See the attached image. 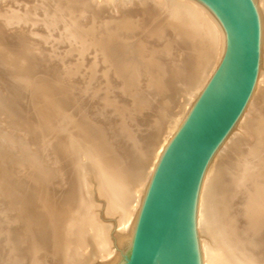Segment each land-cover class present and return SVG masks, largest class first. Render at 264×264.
<instances>
[{
  "label": "bare ground",
  "instance_id": "6f19581e",
  "mask_svg": "<svg viewBox=\"0 0 264 264\" xmlns=\"http://www.w3.org/2000/svg\"><path fill=\"white\" fill-rule=\"evenodd\" d=\"M21 1L23 2V0H21ZM7 2H10V0H8ZM13 2H14V0H13ZM254 2H255L257 11H258V15H259V19H260V25H261L260 70H259V74H258V78H257V83L255 85V89L253 91L251 99L249 100V103L247 104L243 114L241 115V117H240L239 121L237 122V124L235 125V127L232 129V131L227 136L225 141L219 147V149L216 152L215 156L213 157L209 167L207 168V171H206L205 176L203 178V182H202L201 190H200V194H199L198 208H197V231H198L199 247H200L202 264H264V180H258L262 176L261 174L264 175V168H263L264 161H263V158L260 157L262 154L261 152H262L263 147H264V140L261 139V137H259L261 135V133L263 134V132H264V130L261 129L262 127H264L262 125V120L264 119V114H263V110H264V0H254ZM59 3H64L66 5L69 4V6L72 5L71 8H73L74 11L75 10L77 11L79 8H82L93 19L100 18L99 14L102 13L103 11H109L110 16L104 20V22L108 25V27L105 29L99 28V30L101 31L100 33L102 35H105V36L107 34H109V32L113 34L112 41L110 40V42H108V43H111V45H113V46H111V45H109V46H111V48H113L112 51H114V52L117 51V49H116L117 47L115 46L116 42L120 43V41H122V42L126 43V45H128V43H127V42H129L128 40L129 39L133 40L132 41L133 47L130 50V52H128L131 55H130V57L127 58V59H130L128 61L129 65L130 64L139 65L141 62H144L145 59H157V61L160 62L159 60L163 59L162 58L163 55L160 56L161 55L160 54V55H156L153 57L150 55L151 52H149V50H150L149 48L152 47L153 44L157 43V41H158L157 38H160V36H164L166 38L168 37V39H169L168 44L167 45L162 44V45L167 47V51H168L167 54H169L171 52V54L173 53V57H174L170 61V63H168L164 66L165 68L162 67L163 69L160 68L159 70H157V68L155 66V63H157V61L154 62L153 63L154 68H156V70L153 69L152 71L149 72L150 76L152 78L156 79V81H157V78L159 80L160 77H164V78L166 77L168 80V77L170 76V80L166 81V83H159L158 82L156 84L157 85L161 84V88L163 87L162 88L163 90L160 89L159 87H158L159 89L157 88V90H159L160 93L162 92L164 94V98L160 101L161 102L160 104L163 103L161 106L164 105L166 108L167 107L170 108V106L173 107V110H171L172 112L171 111H168V112H171L170 116L173 118L174 122L171 120L172 121V124L170 123L171 126L170 127L167 126L166 129L164 128L165 126H163L162 128L165 131L155 133L156 134L155 137H157V138H155V140L153 139V137H154L153 134L150 135V132H148L149 135L152 137V140H154L152 147L149 145V147L151 149H150V151H147V152H149L148 154H146L145 152H142L141 151L142 147L138 146L141 139L139 140V138H137V134L136 135L132 134V133H134V131L131 132V129L133 128V126L128 127L129 125H127L128 128H131L130 130L127 131V132H129V131L131 132L129 135V139L134 140L135 143L132 141H131V143L136 144V147L132 146L133 148H137V149H134V153L138 151L136 156L134 158H131L132 160H130V163L132 165L136 166V168H134V167L133 168L137 169L134 174L132 172H130V174H129V172L126 173V171H124L123 169H120V171H119V169L116 170L115 168H113V166L110 168H111V170H114L115 173L111 171L113 173L112 174L110 172V170L107 171L105 169L106 166L104 165V167H103V165L100 162V160H102L101 156H100L101 159H99L98 158L99 156H96L97 154L95 155L96 152H94V151H96V149L93 147L94 146L96 147V145L91 146V145L87 144L90 146V149L89 148L86 149L87 146L85 147L86 144L84 143L85 142L84 140L87 139L88 141H90L93 138L92 137H91V139L89 138L90 140L88 138L84 139V137H82V136H84V133H83V135H81V132L84 130L85 133L87 132L88 134H90L92 131L91 132L88 131V129H86L87 127L81 123H75L76 124V126H75V124H72L73 121H72V123L69 121L70 124L64 123L62 125V127L64 128V131L66 132L65 134H66L67 145L68 146L70 145L66 158L70 159L72 161L71 165L73 167L70 166L71 169L73 168V171H72L73 172V174H72L73 175L72 187L74 184V187H73L74 193L69 188V190L72 191V194L70 193L67 196H65L68 192H66V194L64 193L65 195L63 194L64 195L63 197H65V198H63V201L64 200L68 201V200H72L73 198H75V199H77V205L76 206L77 207L80 206L81 209L78 213L75 210V212L77 214H79L78 216H76L78 218V220L74 217V215H77V214L73 215V218H75L78 222V229L75 230L74 233L70 232V233L64 234L62 232L63 229H62V231L61 230L58 231L59 233L62 232V234H64V237L62 238L63 240L60 238L62 242L59 243L58 246L55 245V247L57 246L56 250L57 249L61 250V252H60L61 254L57 255L59 258L58 260L61 261V264H119V262L123 256V253H124V251L128 245V242L132 236V233H133V230H134L135 225L137 223V220L139 218V214H140L143 202L145 200L149 185L151 183L152 177L155 173V170H156V168H157L168 144L170 143L171 139L174 137L176 132L179 130V128L181 127V125L185 121V119L188 116L190 110L192 109L194 103L196 102L197 98L199 97V95L203 91V89H204L205 85L207 84L210 76L212 75L216 65L218 64L221 56L224 53L225 32H224L222 26L220 25V23L214 17V15L204 5H202L200 2H198L196 0H62ZM59 3H58V0L55 1V3H54L55 8H56V5L59 6ZM4 4H5V2H4ZM0 5H1V3H0ZM131 5H136L137 7L135 8V10L142 12V14H145L148 11H152L153 19H149V20H147V22H143L142 19L140 18V16H141L140 14L136 15V14H133L134 10H131V9L127 10V8H129ZM17 7H19V6H17ZM18 9H21V8H18ZM82 9H80V10H82ZM79 12H81V11H79ZM34 13H36V12H33V15H34ZM39 13H36V17L34 19H36V18L38 19V17H41V15ZM17 14H19V13L17 12ZM10 15H13V12ZM25 15L27 16L28 14H25ZM26 16H25V18H26ZM58 16H60V15H58ZM76 16H78V15L76 14ZM79 16L77 18H79ZM4 17L5 16H3V18ZM22 17H24L23 14H22ZM7 18L8 17H6V19ZM16 18L17 17L12 16L7 20L9 23L13 24L15 22ZM27 18H28V16H27ZM32 18H31V20H32ZM34 19H33V21H34ZM3 20H5V19H3ZM25 20H22V21L24 22ZM20 21H21V19H20ZM26 21H28V19ZM33 21H31V22H33ZM37 21L35 20L34 22H36V24H39V23H37ZM6 23H7V21H6ZM81 23H82L81 18L76 19L77 25H80ZM24 24H25V22H24ZM28 24H30L29 21H28ZM7 25H8V23H7ZM30 25L27 28V31L31 27ZM14 26H12V28H14ZM35 27L37 28L36 25H35ZM5 28H8V27H5ZM24 29H25V27H24ZM33 29H34V26H33ZM145 29H147L148 31L146 32ZM2 30H4V29L1 28V31ZM16 31H19V30H16ZM143 31H145L146 33L143 34ZM28 32H27V34H28ZM32 32H34V31H31V33ZM8 33L10 34L9 31H8ZM13 33H15V32H13ZM19 35H18V37H19ZM31 35L30 36L26 35L27 36L26 38H28L27 41L33 40L31 38L29 39V37H31ZM2 36L4 37V35H2ZM21 36L23 37V35H21ZM6 37H5V39H6ZM11 37L12 36H10V38ZM15 37L17 38V36H15ZM35 37H34V39H35ZM26 38H24V39H26ZM41 39L42 38H40V41L43 42V40H41ZM21 40H23V39H21ZM70 40H72V39H70ZM3 41H0V43ZM165 42H166V40H165ZM35 43L37 44V42H35ZM119 43H117V44H119ZM162 43H163V41H162ZM4 44H5V42H4ZM40 44H41V42H40ZM104 45H106V44H104ZM120 46H122V45H120ZM153 46H155V45H153ZM1 47H0V49H1ZM0 52L2 53V51H0ZM1 53H0V55H2L4 57V54L3 53L1 54ZM135 54L137 56L133 57L132 55H135ZM184 54L186 55L185 58H184V56L183 57L181 56ZM13 55L17 56V54H13ZM35 55H37L36 52L33 49H29V50L23 51L20 54V56L19 55L18 56L21 59H31ZM42 55L43 54H41L40 56H42ZM10 57H12V56H10ZM112 57H113V55H112ZM14 58H16V57H14ZM122 59L125 60V58H122ZM135 59H137V60H135ZM4 61H5V59L3 60V62ZM65 61H67V60H65ZM126 65H127V63H126ZM76 69H77V67H76ZM73 70H72V72H73ZM123 70L118 71L119 74L123 77L130 73L128 66ZM63 72H64V70H63ZM75 72L77 75L78 71H75ZM67 73H66V77L68 75ZM70 73H71V70H70ZM80 73H81V71H80ZM74 74L75 73H73L72 75H74ZM102 74L104 76H106L107 78H110L109 77L110 76L109 71L104 70ZM146 74H144L143 76H145ZM69 75H68V77H70ZM63 76H64V74H63ZM147 77L149 79V76H147ZM73 82H74V80H73ZM80 85H82V84H80ZM93 85H92V87H93ZM111 88H108L107 90L104 89L105 90L104 93L108 94L109 92H111L113 90V88L112 89ZM137 88H138V91L140 90V93L143 94V96H144V98H142L141 101L146 106H148L147 109L150 110V111H148V112H150L148 114L150 116H153V115L155 116V114L158 113L157 110L159 107H157V106L159 105L158 104L159 102H156V100L153 98L154 95L152 93H151L152 95L146 93V92H149L148 90H150L151 88L149 89L148 85H144V84L139 85ZM75 89H77V88H75ZM44 92H46V90H44ZM110 94H112V93H110ZM13 95L17 96L16 93H14ZM16 96H14V97H16ZM141 96L142 95H140V98H141ZM7 99L8 98H6L5 100H7ZM14 99H16V98H14ZM107 99L108 98H106V100ZM113 100L115 101V99H113ZM12 102H14V100H12ZM116 102H118V101H116ZM154 102H156V106H154V104H153ZM100 103H101V101H100ZM66 104H67V102H66ZM0 105H2V104H0ZM54 105H56V104H54ZM102 106H104V105H102ZM110 106H112V103ZM118 107H119V105H118ZM118 107H115V108H118ZM121 107L127 108L126 106H121ZM165 107H162V108H165ZM49 109H50V107H49ZM66 110H67V108H66ZM45 111H47V110H45ZM161 111H163V110H161ZM151 112H153V113H151ZM61 113H62V111H61ZM61 113L60 114L55 113V114L58 115V117H59V115L61 116ZM86 113H88V112H86ZM9 114H11V113H9ZM55 114H53V115H55ZM162 114H163V112H162ZM22 116H24V115H22ZM160 116H161V114H160ZM160 116H159V118H160ZM88 117H89V115H88ZM155 117H157V116H155ZM85 118L87 119V117H85ZM56 119H57V117H56ZM168 119H169V117H168ZM7 120L8 119H6V121ZM79 120H82V119L79 118ZM89 120H90V118H89ZM120 120H122V119H120ZM162 120H163L162 117L160 119L157 118L156 125L162 123ZM0 121H1V119H0ZM61 122H62V120H61ZM150 124H151V122H150ZM162 125H164V124H162ZM159 126L161 127V125H158V128L156 131L159 130ZM16 127H17V125H16ZM125 127H126V125H125ZM75 128H77V130ZM259 129L262 130V132L260 134H258ZM153 130L155 131V129H153ZM96 131H98V130H96ZM96 131H94V132L96 133ZM123 132L124 131H122V133ZM127 132H125V133H127ZM151 133H153V132L151 131ZM1 134H2V132H1ZM6 135H4V136L6 137ZM80 136L83 138V141H84L83 143L81 141L82 138H80ZM90 136H92V135H90ZM11 137H13V136H11ZM88 137H89V135H88ZM6 138H9V137H6ZM144 138H145V140H148L146 137H144ZM125 140H127V138ZM148 141H146V142H148ZM22 142H24V141H22ZM119 142H120V140H119ZM148 143H150V141ZM151 143H152V141H151ZM91 144H94V143L92 142ZM97 145H99V144L97 143ZM126 145L128 146V144H126ZM140 146H141V144H140ZM34 147H36V146H34ZM63 147L64 146H62L61 148H63ZM129 147H131V146H129ZM133 148H132V151L130 150L131 153L133 152ZM5 149H7V148H5ZM24 149H27V148H24ZM142 149H144V148H142ZM147 150H148V148H147ZM28 151H30V150H28ZM28 151L25 150L24 152H28ZM65 151H67V150H65ZM24 152H22V153H24ZM100 152L101 151L99 150V153ZM29 153L32 154L33 152L32 153L29 152ZM77 153L80 154V156ZM104 153H103V155H104ZM106 153H108V152H106ZM33 154H35V153H33ZM33 154H32V156H33ZM76 154L79 156L78 158H75ZM3 156H5V154ZM32 156L29 158H33ZM7 157L8 156L6 155V158ZM26 157L24 154L23 158L26 159ZM25 159H23V160L25 161ZM33 159H36V161H38L37 158H33ZM105 159L106 158H104V160ZM115 159H116V157H115ZM15 160H17V159H15ZM109 160L111 161L110 158H109ZM112 160H113V158H112ZM120 160H121V157H120ZM120 160L118 159V161H120ZM0 161H2V160H0ZM9 161H11V160H9ZM32 161H34V160H32ZM45 162L46 161H44V163ZM103 162L104 161H102V163ZM106 162H107V160L105 161V163ZM114 162H115V160H114ZM12 163H14V162H12ZM16 163H17V161H16ZM20 163L23 164L22 162H20ZM39 163H41V162H39ZM112 163H113V161H112ZM122 163L120 162L121 165L119 164L120 166H118L117 159H116L117 167H119V168L122 167L123 166ZM124 163L126 165L127 162H124ZM8 165H10V164H8ZM14 165H15V163H14ZM35 165L37 166L36 163H35ZM51 165H53V164H51ZM16 166H14V169ZM25 167L26 166H24V168ZM49 167H50V165H49ZM108 167L109 166L107 165V169H108ZM129 167L130 166H128L127 168H129ZM9 168L11 170V166ZM38 168H40V167L37 166V169ZM50 168H48V169H50ZM122 168H124V166ZM223 168L229 169L230 172L228 171L229 173H226L225 172L226 170L224 171ZM21 169H23V165H22ZM71 169H69V170H71ZM232 169H236V170L234 171ZM6 170H7V168H6ZM27 170H28V168H27ZM64 170H65V168H64ZM121 170H123L124 172H122ZM128 170L129 169H127V171ZM25 171H26V169H25ZM14 173H16V172H14ZM23 173H24V171H23ZM29 173H31V172H29ZM49 173H52V172H49ZM35 175H38V172H37V174L35 172ZM24 176H25V174H24ZM59 176H60V174H59ZM17 177H18V175H17ZM17 177L15 175V179ZM51 177H52V175H51ZM91 177H93V179L95 178L96 182H98L99 196H101L105 199L107 215L108 216H116V218H117V225L119 226L118 228H120V230L117 231L114 235H112V225L110 223H107V222L105 223V222L101 221L99 216L97 217V213L95 215L92 212V209L94 207V200L92 201V199H93V198H91L92 194L89 192L90 191L89 190L90 183H92L90 180ZM2 178H4V177L0 176V189L3 192V194H6L9 196L8 193L11 192L10 188H12V184H10L7 181V183H9L11 186L8 185L7 183H5L6 182L5 178H4L5 182ZM8 178L12 179L11 176ZM20 178H22V177H20ZM19 179H18V181H19ZM28 179H29V177H28ZM38 179H40V177ZM52 179H55V177ZM16 180H14V181H16ZM21 180L24 181L26 179L23 180V178H22ZM33 180H35V179H33ZM14 181H13V185L15 186ZM71 181L72 180H70V182ZM34 183H35V181H34ZM20 184H22V183H20ZM60 185H62V184H60ZM15 187H17V186H15ZM48 192H49V190H48ZM245 192L246 193L248 192L247 197L249 199L244 202V204L242 205V206H244V208L242 210H240V209H238L237 206L242 204L241 201L246 197ZM47 196H49V195H47ZM238 197L241 200H239ZM3 198H5V197H3ZM0 199H1V196H0ZM1 201H0V204H1ZM65 201H64V204H65ZM74 201H70V202H74ZM2 203H4V202L2 201ZM68 203L65 205L69 206L67 208H71L70 204L68 205ZM72 204L75 205V203H72ZM2 206L5 207V205H2ZM15 206H16V203H15ZM47 208H48V206H47ZM64 208H65V206H64ZM67 208H65V210H67L66 213H68V211H69ZM10 210H15V208H13V209L10 208ZM65 210L61 211L60 214L65 212ZM52 211H54V210H52ZM241 211L242 212L245 211V213L244 212L242 213ZM47 212L48 211L46 210V213ZM55 212H54V214H55ZM69 212H71V209ZM66 213H63V214H66ZM2 215H3V213H2ZM12 215L15 216V214H12ZM65 216H67V215H65ZM65 216H63V217H65ZM16 218H17V216L15 217V219ZM0 221H2V220H0ZM8 221H10V219ZM11 221H12V219H11ZM65 221H66V223H64V224H66L68 226L67 220H65ZM65 221H63V222H65ZM31 222H33V221H31ZM49 222L47 224L50 225ZM61 223H62V220H61ZM70 224L71 223H69V225ZM37 225H38V223H37ZM46 226H47L46 223H44L43 224L44 230L41 229L42 231H39L38 234H36V237L32 241L30 240L31 243H29V245H31L32 247L40 246L37 249V251L35 253H33V255H32L33 256L32 261L34 262V264H37V262H39V260L44 264L49 263V262L48 263L46 262L48 260L47 259L48 257L45 258V256H47V255L43 254L40 257L41 250H50L51 249V248L45 249L47 243L48 242L50 243V241H52V239H49L50 237H48V233L46 232V230L49 228V226L48 227H46ZM72 227H73V224H71L70 228H72ZM57 228L61 229V227H56V229ZM67 230H70V229H67ZM67 230H64V231H67ZM71 231H73V230H71ZM67 232H69V231H67ZM55 233H57V232H55ZM57 238L55 239L56 240L55 242H57ZM48 246H50V245H48ZM114 246L118 248L119 252L115 253L113 251ZM33 252H34V250H33ZM252 253L255 254V257H251ZM18 257H20V256H18ZM258 257H260V258H258ZM15 258H16V254H15ZM23 258H24V256H23ZM20 260H21V257H20ZM16 262H17V260L15 261V263ZM18 262H19V260H18ZM20 262H22V261H20Z\"/></svg>",
  "mask_w": 264,
  "mask_h": 264
},
{
  "label": "rangeland",
  "instance_id": "374dc122",
  "mask_svg": "<svg viewBox=\"0 0 264 264\" xmlns=\"http://www.w3.org/2000/svg\"><path fill=\"white\" fill-rule=\"evenodd\" d=\"M7 1L8 0H5V1L0 0V3L2 5V6L0 5V16H1L0 19L2 20V21L0 20V34H1L0 35V41L4 40L3 42H1L2 44L0 43V45L3 47L2 48L0 46L2 49V50L0 49V51H2V53L4 54V57L2 55H0V62L2 61L0 63V97H1L0 98V100H1L0 104H2V105H0V114H1L0 115V119H1V121H0L1 122L0 123V130H1L0 131V160H2V161H0V167L3 169L2 170L0 168V171H1L0 176L5 178L6 182H5L4 178H2L5 183H7V181H8L10 184H12V188H10L11 192L8 193L9 196L6 194H3V192L0 189V196H1L0 201L2 200L4 203H2V201H1V204L5 205V207H4L0 204V220H2V221H0V229H1L0 230V239H1L0 240V264H22V263L23 264H28V263L34 264V262L32 261V257H33L32 255H33V253H35L37 251V249L40 246L32 247L31 245H29V243H31V241L36 237V234H38L39 231L44 230V227H43L44 223H46V225H47L46 227L49 226V228L46 230V232L48 233V237H50L49 239H52V241H50V243L48 242L46 247H45V249L46 248L47 249L51 248V249L50 250H41L40 257L44 254V255H47V256H45V258L48 257L47 258L48 260L46 259L47 260L46 262L47 263L49 262L48 264H61V261L58 260L59 258L57 256V255L61 254L60 253L61 250L60 249L56 250V247L59 245V243L62 242L61 239L64 237V234H67L70 232L74 233V231L78 229V222H77L78 218L76 216L79 215L77 213L81 209L80 206H78V207L76 206L77 205V199H75V198H73L72 200H68V201L64 200L65 204H67L69 202L68 205L70 204L71 208H67L69 206H66L64 204V201H63V198H65L63 196L66 194V192H68V193L65 196H67L70 193L72 194V191L74 193V188H73L74 184L72 187V183H73V179H72L73 172L72 171H73V168L72 169L70 168V166L73 167L71 165L72 161L70 159L66 158L70 145L69 146L67 145L66 134H65L66 132L64 131V128L62 127V125L64 123L70 124V122L72 123V121H73L72 124L81 123L87 127L86 129H88V131H90V132L92 131L90 134H88L87 132L85 133V131L83 130L81 132V135H83V133H84V136H82V137H84V139H86V138L91 139V137L93 139L92 140L89 139L90 141H88L86 139V140H84L85 141L84 142L83 138L80 136V138H82L81 141H82V143L84 142L86 144V145L84 144L85 147L87 146L86 149L87 148L90 149L89 145H91V146L96 145L97 148L95 146L93 147L96 149V151H94V152H96L95 155L97 154L96 156H99L98 157L99 159L102 158V160H100V162L103 165V167H104V165L106 166L105 169L107 171L110 170V172L111 171L114 172V170H111V168H110L113 166V168H115L116 170L119 169V171H120V169H123L124 171H126V173L129 172V174H130V172H132L134 174L137 169H134V168H136V166L132 165L130 163V160H132L131 158H134L136 156L138 151L134 153V149H137V148H133L134 146L136 147V144H134L135 143L134 140L129 139L130 133L132 131H134V133H132V134H135V135L137 134V138H139V140L141 139L140 143L138 142L139 143L138 146L144 148V149L141 148V151L148 154L149 152H147V151H150V149H151L149 147V145L152 147L155 138H157V137H155V135H156L155 133L165 131L162 127L165 126L164 128L166 129L167 126H169V127L171 126L170 123L172 124V121L174 122L173 118L170 116V113L172 112L171 110H173V107L170 106V108H168V107L166 108L164 105L161 106L163 103L160 104L161 103L160 101L164 98V94L162 92L160 93V91L157 90V88L159 87L160 89H162L163 87L161 88V84L160 85L158 84L159 86L156 84L158 82L159 83H166V81L170 80V76L168 77V80L166 77L165 78L160 77V79L158 80V78H157V81H156V79L152 78L150 76V73H149L153 69L156 70V68H157V70H159L160 68L161 69L165 68L164 66L166 64L170 63V61L174 57H173V53L171 54V52L169 54H167V52H168L167 47L163 46V45L168 44V40H169L168 37L166 38L164 36H160V38H157V40H158L157 43L153 44L155 46L152 45L153 48L152 47L149 48L150 49L149 52H151V54H150L151 56L154 57V56L160 55V54H161L160 56L163 55L162 56L163 59L159 60L160 62H158L157 59H145L144 62H141L139 65H132V64L129 65L128 61L130 59H127V58L130 57V55H131L128 52H130V50L133 47V43H132L133 40L129 39L128 40L129 42H127L128 45H126V43H124L122 41H120V43L119 42H116V44L114 43L115 46L117 47L116 48L117 51L114 52V51H112L113 48H111V46H113V45H111V43H108V42H110V40L112 41L113 34L109 32V34H107L105 36V35H102L100 33L101 31L99 30V28L105 29L108 27V25L104 22V20L110 16L109 11H103L102 13L99 14L100 18L93 19L82 8H79L77 11L76 10L74 11L73 8H71L72 5L69 6V4L66 5L64 3H59L62 0H58L59 6L56 5L57 9L54 6L55 1H57V0H23V2L21 0H19L20 2L18 0H16V1L14 0V2H13V0H10V2H7ZM4 2H5V4H4ZM17 6H19V7H17ZM136 7H137L136 5H131L129 8H127V10L131 9V10H134L133 14H136V15L140 14L141 16L140 15L139 16L143 22H147V20L153 19L152 11H148L145 14H142V12L135 10ZM18 8H21V9H18ZM80 9H82V10H80ZM11 11L13 12V15H10V14H12ZM79 11H81V12H79ZM17 12L20 15L17 14ZM33 12H36V13L40 12L39 14L41 15V17H38L39 20L37 18L34 19L36 17V13H34V15H33ZM22 14L24 17H22ZM25 14H28L27 15L28 18ZM76 14L78 16L81 14L80 15L81 17L79 16V18H77L78 16H76ZM58 15H60V16H58ZM3 16H5V17L3 18ZM12 16L18 18V19L16 18L15 22L13 23L15 26L12 23H9L7 20ZM25 16L31 25L28 24V21H26L27 19L25 18ZM6 17H8V18L6 19ZM31 18H32V20H31ZM80 18H81L82 23L80 25H77L76 19H80ZM3 19H5V20H3ZM20 19H21V21H20ZM33 19H34V21L38 20L39 22L37 21V23H39V24H36V22H34ZM22 20H25L24 21L25 24ZM6 21H7L8 25H7ZM31 21H33V22H31ZM11 25L14 26V28H12ZM29 25L31 27L28 29V31H29L28 32L27 28L29 27ZM32 25L34 26V29L36 28L35 25L37 26V28L34 30ZM5 27H8V28H5ZM24 27H25V29H24ZM1 28L4 29V30H2L4 33L1 31ZM15 29L19 30V31H16ZM145 30H146V32L148 31L147 29H145ZM8 31L10 32V34L8 33ZM31 31H34V32L31 33ZM36 31L38 33L39 32L40 33L38 34ZM13 32H15V33H13ZM27 32H28V34H27ZM146 32L143 31V34H145ZM2 35H4V37ZM18 35H19V37H18ZM21 35H23V37L25 36L24 38H26L28 35L29 36L31 35V37H29V39L31 38L33 40L27 41L28 38L24 39ZM10 36H12V37L10 38ZM15 36H17V38ZM33 36L35 37V39ZM5 37H6V39H5ZM40 38H42L41 40H43V42L40 41ZM21 39H23V40H21ZM70 39H72V40H70ZM165 40H166V42H165ZM34 41L37 42V44ZM162 41H163V43H162ZM4 42H5V44H4ZM40 42H41V44H40ZM117 43H119L122 46H120ZM104 44H106V45H104ZM109 45H111V46H109ZM29 49H33L37 55H35L31 59L19 58L20 54L23 51L29 50ZM13 54H17V56L13 55ZM41 54H43L44 56L43 55H42L43 57L40 56ZM185 54L181 55V56L182 57L184 56V58H185L186 57ZM112 55H113V57H112ZM10 56H12V57H10ZM132 56L136 57L137 55L135 54ZM14 57H16V58H14ZM122 58H125V60ZM4 59H5V61L3 62ZM65 60H67V61H65ZM135 60H137V59H135ZM156 61H157V63H155L156 68H154L153 63ZM126 63H127V65H126ZM127 66H128V69L130 70V73L123 77L119 74L118 71L125 69ZM76 67H77V69H76ZM63 70H64V72H63ZM70 70H71L72 74L73 73H75V74L72 75L70 73ZM72 70H73V72H72ZM104 70H107L110 72V76H109L110 78H107L106 76H104L102 74ZM75 71H78L77 75H76ZM80 71H81V73H80ZM66 73L68 75L70 74L69 75L70 77H68V75L66 77ZM143 73L144 74L147 73L146 75L149 76V79L146 75L143 76L144 75ZM63 74H64V76H63ZM73 80H74V82H73ZM80 84H82V85H80ZM143 84L148 85L149 89L151 88L150 90L147 89L149 92H146V93L147 94L152 93L154 95L153 98L156 100V102H159L158 103L159 105L157 104L158 105L157 107H159L157 110L158 113L155 114V116H157V117H155L154 115L150 116L148 114V113H150V112H148L150 110L147 109L148 106H146L141 101V99L144 98V96H143V94L140 93V90L138 91L137 87L139 85H143ZM92 85H93V87H92ZM111 87L113 88V90H112L113 92L111 91L108 94L104 93L105 90H107L108 88H111ZM75 88H77V89H75ZM44 90H46V92H44ZM12 93L13 94L16 93L18 97L16 95H13ZM110 93H112V94H110ZM140 95H142L143 97L141 96V98H140ZM14 96H16V97H14ZM6 98H8V99L5 100ZM14 98H16V99H14ZM106 98H108V99L106 100ZM113 99H115V101ZM12 100H14L15 103L12 102ZM100 101H101V103H100ZM116 101H118L119 103ZM66 102H67V104H66ZM156 102L153 103L154 106H156ZM111 103H112V106H110ZM54 104H56V105H54ZM102 105H104V106H102ZM118 105L120 108L118 107ZM121 106H126L127 108H125V107L122 108ZM49 107H50V109H49ZM65 107L67 108V110ZM115 107H118V108H115ZM162 107H165V108H162ZM45 110H47L48 112ZM161 110H163V111H161ZM61 111H62V113H61ZM85 111L88 113H86ZM168 111H171V112H168ZM162 112H163V114H162ZM9 113H11V114H9ZM55 113L56 114L61 113V116L59 115V117H58V115H56ZM151 113H153V112H151ZM53 114H55V115H53ZM160 114H161V116H160ZM263 114H264V110H263ZM22 115H24V116H22ZM88 115H89V117H88ZM159 116H160V118L162 117L163 120H162V123L156 125L157 118L160 119ZM56 117H57V119H56ZM85 117H87V119ZM168 117H169V119H168ZM79 118L82 120H79ZM89 118H90V120H89ZM6 119H8V120L6 121ZM120 119H122V120H120ZM61 120H62V122H61ZM150 122H151V124H150ZM162 124H164V125H162ZM16 125H17V127H16ZM125 125H126V127H125ZM127 125H129L128 127L133 126V128L132 129L128 128ZM158 125H161V127L159 126V130L156 131L158 128ZM262 125L264 126V119L262 120ZM75 126H76V124H75ZM125 128L126 129L128 128V129L126 130ZM75 129L77 130V128H75ZM130 129H131V132L130 131L127 132ZM153 129H155V131ZM261 129L264 130V127H262ZM261 129H259L258 134H260L262 132ZM96 130H98V131H96ZM94 131H96V133ZM122 131H124V132L122 133ZM151 131L153 133H151ZM1 132H2V134H1ZM125 132H127V133H125ZM148 132H150V135L153 134L154 140H152V137L149 135ZM3 134L4 135L7 134L6 137H9V138H6ZM88 135H89V137H88ZM90 135H92V136H90ZM11 136H13V137H11ZM144 137H146V138L148 137L147 139L150 141V143H148L149 141L145 140ZM259 137H261V139L264 140V132H263V134L261 133V135ZM126 138H127V140H125ZM119 140H120V142H119ZM22 141H24V142H22ZM91 141L94 144H91L92 143ZM131 141L134 143H131ZM146 141H148V142H146ZM151 141H152V143H151ZM97 143L99 145H97ZM87 144H89V145H87ZM126 144H128V146ZM140 144H141V146H140ZM34 146H36V147H34ZM62 146H64V147L61 148ZM129 146H131V147H129ZM5 148H7V149H5ZM24 148H27V149H24ZM132 148H133V152L131 153ZM147 148H148V150H147ZM64 149L67 151H65ZM98 149L101 151L100 153H99ZM25 150L26 151L30 150V151L24 152ZM22 152H24V153H22ZM29 152H31V153L33 152L35 154L32 153L33 154V156H32V154H30ZM106 152H108V153H106ZM103 153H104V155H103ZM261 153L262 154L260 157H262L263 161H264V147H263V150ZM4 154H5V156H3ZM24 154H25V157L27 156L26 159L23 158ZM77 154H76L75 158H78L80 156V154H78L79 156ZM6 155L8 156L7 157L8 159L6 158ZM31 156L33 158H37L38 161H36V159L29 158ZM100 156H101V158H100ZM111 157L113 158V160ZM115 157L117 159L118 166L121 165L120 162L121 163L123 162L122 164H123L124 168H122L123 166L120 168L117 167ZM120 157H121V160H120ZM104 158H106V159L104 160ZM109 158L111 159V161L109 160ZM15 159H17V160H15ZM23 159H25V161ZM118 159L120 161H118ZM9 160H11V161H9ZM32 160H34V161H32ZM106 160H107V162L105 163ZM114 160H115V162H114ZM16 161H17V163H16ZM44 161H46V162L44 163ZM102 161H104L103 162L104 164L102 163ZM112 161L114 164L112 163ZM12 162H14L15 165ZM20 162H22L23 164H21ZM39 162H41L42 164ZM124 162H127L126 165ZM35 163L40 168L37 169V166L35 165ZM8 164H10V165H8ZM51 164H53V165H51ZM22 165H23V169H21ZM49 165H50V167L51 166L52 167L50 168ZM107 165L109 166L108 169H107ZM10 166H11V170L9 168ZM14 166H16L15 167L16 170L14 169ZM24 166H26L28 168V170L26 167L24 168ZM126 166L127 167L130 166V167L127 168ZM5 167L7 168L8 171L6 170ZM48 168H50V169H48ZM64 168H65V170H64ZM263 168H264V166H263ZM25 169H26V171H25ZM69 169H71V170H69ZM127 169H129V170L127 171ZM22 170L24 171V173ZM123 170H121V171L124 172ZM223 170L224 171L226 170L225 171L226 173L230 172L229 169L223 168ZM232 170L235 171L236 169H232ZM13 171L16 173H14ZM29 172H31V173H29ZM35 172H36V174L38 172L39 176L35 175ZM49 172H52L53 174L54 173L55 174L53 175L52 173H49ZM14 174L16 175V177L18 175V177L16 178L17 180L15 179ZM24 174H25V176H24ZM59 174H60V176H59ZM9 175L11 176L12 179L8 178V177H10ZM51 175H52V177H51ZM261 175L262 176L258 180H264V175L263 174H261ZM20 177H22L23 180L24 179H26V180L22 181L21 180L22 178H20ZM28 177H29V179H28ZM39 177H40V179H38ZM54 177H55V179H52ZM32 178L35 180H33ZM18 179H19V181H18ZM14 180H16L17 182ZM70 180H72V181L70 182ZM90 180L92 183H90V188H89L90 191L89 192L92 194L91 195V198H93L92 201L94 200V207L92 209V212L95 215L97 213V217L99 216L101 221H103L105 223L106 222L110 223L112 225V235H114L117 231L120 230V228H118L119 226L117 225V218H116V216H108L107 215L105 199L103 197L99 196L98 182H96V179L95 178L93 179V177H91ZM13 181H14L15 186H17V187H15L13 185ZM34 181H35V183H34ZM9 183H7V184L10 185ZM20 183H22V184H20ZM60 184H62V185H60ZM69 188L72 191L69 190ZM48 190H49V192H48ZM47 195H49V196H47ZM245 195H246V197L244 199L242 198L244 201L243 200L241 201L242 204L239 205L240 207L237 206L238 209H240V210H242L244 208V206H242L244 204V202L249 199L247 197L248 192L247 193L245 192ZM3 197H5V198H3ZM238 199H239V197H238ZM239 200H241V199H239ZM70 201H74V202H70ZM15 203H16V206H15ZM72 203H75V205ZM47 206H48V208H47ZM64 206L69 211L71 209V212L68 211V213H66L67 210H65ZM10 208H12V209L15 208V210H10ZM46 210L48 211L47 213H46ZM52 210H54V211H52ZM64 210H65V212H63V213H66V214H63V213L60 214V212L64 211ZM75 210L77 213L75 212ZM54 212H55V214H54ZM243 212L245 213V211H243ZM2 213H3V215H2ZM11 213L15 214V216L12 215ZM74 214H77V215H74ZM65 215H67V216H65ZM73 215L77 220L75 218H73ZM16 216H17V218L15 219ZM63 216H65V217H63ZM9 219H10V221H8ZM11 219H12V221H11ZM61 220H62V223H61ZM65 220H67L68 226L66 224H64V223H66ZM31 221H33V222H31ZM63 221H65V222H63ZM48 222L50 223V225L47 224ZM37 223L39 226L37 225ZM69 223L73 224L74 228L73 227L70 228L71 224L69 225ZM56 227H61V229L60 228L56 229ZM65 227L67 229H70V230H67ZM62 229H63V231H62ZM60 230L64 234H62V232L59 233L58 231H60ZM64 230H67L69 232L64 231ZM71 230H73V231H71ZM55 232H57V233H55ZM56 238H57V242H55ZM48 245H50V246H48ZM55 245H57V246L55 247ZM33 250H34V252H33ZM113 251L115 253L119 252L118 248L115 246L113 247ZM15 254H16V258H15ZM18 256L21 257V260H20V257H18ZM23 256H24V258H23ZM251 257H255V254L252 253ZM22 258L24 260L25 259L26 260L24 261ZM258 258H260V257H258ZM16 260H17V262L15 263ZM18 260H19V262H18ZM20 261H22V262H20ZM37 264H44V263H42L39 260V262H37Z\"/></svg>",
  "mask_w": 264,
  "mask_h": 264
},
{
  "label": "water",
  "instance_id": "95a60500",
  "mask_svg": "<svg viewBox=\"0 0 264 264\" xmlns=\"http://www.w3.org/2000/svg\"><path fill=\"white\" fill-rule=\"evenodd\" d=\"M225 32L224 53L168 144L119 264H202L197 208L213 157L257 83L261 25L254 0H196Z\"/></svg>",
  "mask_w": 264,
  "mask_h": 264
}]
</instances>
